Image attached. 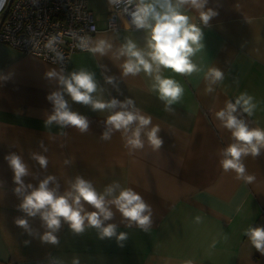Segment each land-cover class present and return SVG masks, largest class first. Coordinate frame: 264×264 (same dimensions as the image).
<instances>
[{"label": "crops", "instance_id": "0c3cea01", "mask_svg": "<svg viewBox=\"0 0 264 264\" xmlns=\"http://www.w3.org/2000/svg\"><path fill=\"white\" fill-rule=\"evenodd\" d=\"M88 6L98 27L93 38L112 37L115 46L125 38L143 44V30L128 27L126 17L118 15V30L108 28L113 9L108 0H88ZM206 7L218 15L210 20V27L202 26L205 48L193 57L203 71L184 76L164 70L185 90L172 113L149 91L151 81L145 74L121 77L119 60L78 51L65 68L66 72L80 68L95 72L105 98L131 97L161 127L158 135L163 145L158 151L146 143L130 155L120 132L109 141L101 140L108 113L94 112L67 96L73 110L88 117L90 130L81 134L74 127L45 128L44 119L52 111L47 95L58 87L45 73L61 67L0 41V75L11 74L0 81V262L48 264L47 257L52 255L63 264H72L75 257L80 264H264V254L244 234L250 225L264 226V152L244 159L247 172L256 177L253 183L236 179L234 172L225 173L219 150L231 138L215 118L226 100L247 92L258 106L252 117L244 115L250 126L264 128V0H209ZM188 14L200 23L198 13ZM214 65L224 71L225 78L215 92L205 94L204 72ZM103 74L117 77L119 92L105 83ZM10 152L21 154L28 164L33 175L24 178L26 183L37 185L39 179L53 174L63 191L67 179L81 175L100 191L112 181L132 187L153 208L151 228L145 232L125 227L117 213L109 222L128 233L123 247L115 238L99 239L95 229L73 234L66 223L57 233L58 245L42 243L14 222L25 214L16 207L20 201L12 191L13 172L4 159ZM32 152L48 157L46 170L31 159ZM65 158H73L74 163L65 165ZM196 216L201 223L195 222ZM29 223L40 233L45 230L39 217L29 218ZM26 240L30 243L25 244Z\"/></svg>", "mask_w": 264, "mask_h": 264}, {"label": "clouds", "instance_id": "9594fccd", "mask_svg": "<svg viewBox=\"0 0 264 264\" xmlns=\"http://www.w3.org/2000/svg\"><path fill=\"white\" fill-rule=\"evenodd\" d=\"M208 2L209 0H108L110 8L118 9L117 15L128 18V27L143 30V44L135 39L125 38L119 46H115L112 37L93 38L76 32L71 35L75 47L81 51L121 61L117 65L121 77L145 74L151 81L149 91L163 102L165 111L172 113L175 111L172 106L182 100L185 90L176 79L165 76L164 70L184 76L203 71L193 57L205 48L202 26L210 27V20L218 15L217 10L206 7ZM5 4L6 0H0V10ZM189 11L198 13L199 24L193 22ZM92 30L95 31L94 28ZM27 42L35 43L31 38ZM63 42L60 35H51L46 39L44 47L54 54L53 64L65 61L64 54L58 47ZM10 75H0V81L8 80ZM103 75L105 83L112 84L119 92L117 77ZM45 77L58 85L56 90L47 95V100L52 103V111L44 119L45 128L52 125L61 129L74 127L81 134L90 130L88 117L73 110L67 96L72 102L88 106L94 112L108 113L103 121L101 140L109 141L115 132H120L124 147L130 155L136 150L144 149L146 143L153 151L162 148L163 139L158 135L161 127L153 124L152 117L144 114L131 97L123 100L114 96L105 98L104 89L95 72L85 68L66 72L62 66L59 70L50 68ZM224 78L225 73L219 67H208L204 72L205 94L215 92V86ZM257 106L252 95L241 92L233 99L226 100L224 106L215 111L218 126L227 130L231 138V143L219 150L220 166L225 173L234 172L236 179L249 184L256 177L247 172L244 159L249 156L257 158L264 152V128L250 126L244 114L252 117ZM60 135L66 136L67 133L61 132ZM39 144L44 152L48 151L42 140ZM4 159L13 172L15 186L12 191L20 201L16 207L25 214L15 217L14 222L28 235L38 237L42 243L58 245L57 233L62 223H66L73 234L80 235L86 229H95L99 239L115 238L117 245L123 247L128 233L118 231L119 224L109 222L115 219L117 213L120 215V224L125 227L135 226L147 232L153 224L151 204L132 187H124L119 181H112L100 191L91 180L76 175L65 181L66 187L61 191L60 183L53 174L39 179L37 185L26 183L24 178L33 174L21 154L10 152ZM31 159L37 161L42 169L48 168L49 160L46 155L32 152ZM63 163L72 164L74 159L65 158ZM36 217H39L45 229L42 233L29 223V218ZM194 220L196 223L202 222L200 216L194 217ZM244 234L251 245L264 254V226L250 225L244 230ZM24 243L28 244L30 241L26 240ZM47 262L63 264L52 255L47 257ZM72 264H80L79 258H73ZM187 264H191V261Z\"/></svg>", "mask_w": 264, "mask_h": 264}, {"label": "built area", "instance_id": "2783aa9c", "mask_svg": "<svg viewBox=\"0 0 264 264\" xmlns=\"http://www.w3.org/2000/svg\"><path fill=\"white\" fill-rule=\"evenodd\" d=\"M117 12L118 9L113 7L108 17V28L113 30L119 29ZM97 31L88 0H36L35 3L33 0H6L0 10L1 42L52 63L54 54L44 44L49 36L60 35L64 42L58 47L63 52L65 61H57L56 65L64 68L68 67L72 55L81 51L75 47L71 33L92 36ZM29 38L35 43H28ZM0 264L17 263L8 261Z\"/></svg>", "mask_w": 264, "mask_h": 264}]
</instances>
